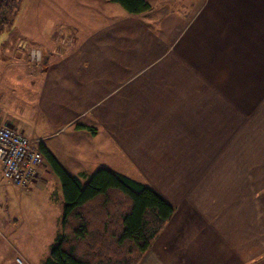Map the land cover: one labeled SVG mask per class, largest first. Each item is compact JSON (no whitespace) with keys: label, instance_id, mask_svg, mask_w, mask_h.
Instances as JSON below:
<instances>
[{"label":"crops","instance_id":"0c3cea01","mask_svg":"<svg viewBox=\"0 0 264 264\" xmlns=\"http://www.w3.org/2000/svg\"><path fill=\"white\" fill-rule=\"evenodd\" d=\"M41 1L51 27L0 41V125L82 182L106 167L172 206L138 264H264V0ZM22 35L55 48L40 72Z\"/></svg>","mask_w":264,"mask_h":264},{"label":"trees","instance_id":"16d2710c","mask_svg":"<svg viewBox=\"0 0 264 264\" xmlns=\"http://www.w3.org/2000/svg\"><path fill=\"white\" fill-rule=\"evenodd\" d=\"M108 1L128 13L149 8L145 0ZM10 18L1 16L0 31ZM38 148L58 177L62 195L59 231L43 264H138L172 215V206L151 187L106 167L82 182L46 147Z\"/></svg>","mask_w":264,"mask_h":264},{"label":"rangeland","instance_id":"374dc122","mask_svg":"<svg viewBox=\"0 0 264 264\" xmlns=\"http://www.w3.org/2000/svg\"><path fill=\"white\" fill-rule=\"evenodd\" d=\"M12 3L13 0L8 5L9 9L6 10L4 7L0 9V18L4 15H7L8 18L11 16L0 31V41L11 39L14 35L12 33H16L17 29L24 31L30 25L44 28L54 24L52 20L56 14L50 12L47 3L41 0H20L18 6H14ZM114 6L120 8L117 3ZM15 8L17 10L14 11ZM14 28L16 30L12 31ZM9 30L12 32L7 38ZM74 33L73 27L54 25L51 38L61 37L60 39L70 41L69 39L73 38ZM14 39L16 41L14 44H20L18 47L20 53L26 55V65L30 70L40 72L43 65V61L36 65L29 60L28 52L31 48L41 49L45 56H48V53L52 54L51 51L55 50V48L42 47L28 36L22 35L18 39L14 36ZM26 136L28 137V135ZM45 166L49 170V175L45 176L44 181L38 180L37 184H29L28 189L18 187L11 182L1 181L0 264H20L16 261V258H20L23 262L20 254L29 264H39L49 255L51 245L54 243V236L59 231L61 217L59 205L62 202V195L58 177L47 162H45ZM22 264L27 263L23 262Z\"/></svg>","mask_w":264,"mask_h":264},{"label":"built area","instance_id":"2783aa9c","mask_svg":"<svg viewBox=\"0 0 264 264\" xmlns=\"http://www.w3.org/2000/svg\"><path fill=\"white\" fill-rule=\"evenodd\" d=\"M44 56L39 48H31L28 52L32 64H39ZM40 141V138L27 137L10 126L0 125V182L28 189L43 162L38 148ZM16 261L21 263L20 258Z\"/></svg>","mask_w":264,"mask_h":264},{"label":"flooded vegetation","instance_id":"af4514ba","mask_svg":"<svg viewBox=\"0 0 264 264\" xmlns=\"http://www.w3.org/2000/svg\"><path fill=\"white\" fill-rule=\"evenodd\" d=\"M11 1V0H10ZM9 5V0H0V7H6V5ZM10 8V7H9Z\"/></svg>","mask_w":264,"mask_h":264},{"label":"water","instance_id":"95a60500","mask_svg":"<svg viewBox=\"0 0 264 264\" xmlns=\"http://www.w3.org/2000/svg\"><path fill=\"white\" fill-rule=\"evenodd\" d=\"M19 1H20V0H13V3H12V4H13L14 6H18Z\"/></svg>","mask_w":264,"mask_h":264}]
</instances>
